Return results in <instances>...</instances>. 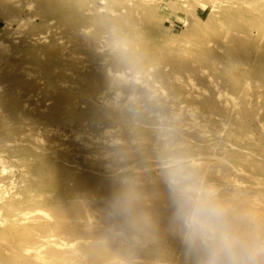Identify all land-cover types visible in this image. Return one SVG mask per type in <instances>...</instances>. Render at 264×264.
<instances>
[{
    "label": "rangeland",
    "instance_id": "rangeland-1",
    "mask_svg": "<svg viewBox=\"0 0 264 264\" xmlns=\"http://www.w3.org/2000/svg\"><path fill=\"white\" fill-rule=\"evenodd\" d=\"M192 181L264 264V0H0V264H206Z\"/></svg>",
    "mask_w": 264,
    "mask_h": 264
},
{
    "label": "clouds",
    "instance_id": "clouds-1",
    "mask_svg": "<svg viewBox=\"0 0 264 264\" xmlns=\"http://www.w3.org/2000/svg\"><path fill=\"white\" fill-rule=\"evenodd\" d=\"M176 191L186 239L203 247L206 264H245L246 257L250 264L247 244L226 223L209 188L192 181L178 185Z\"/></svg>",
    "mask_w": 264,
    "mask_h": 264
},
{
    "label": "bare ground",
    "instance_id": "bare-ground-1",
    "mask_svg": "<svg viewBox=\"0 0 264 264\" xmlns=\"http://www.w3.org/2000/svg\"><path fill=\"white\" fill-rule=\"evenodd\" d=\"M130 23V22H129ZM80 39V38H79ZM81 40V39H80Z\"/></svg>",
    "mask_w": 264,
    "mask_h": 264
}]
</instances>
